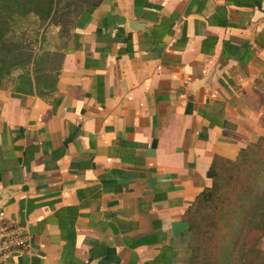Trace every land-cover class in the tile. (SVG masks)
Wrapping results in <instances>:
<instances>
[{
  "label": "crops",
  "instance_id": "obj_1",
  "mask_svg": "<svg viewBox=\"0 0 264 264\" xmlns=\"http://www.w3.org/2000/svg\"><path fill=\"white\" fill-rule=\"evenodd\" d=\"M75 32L47 98L0 88L8 264H188L214 156L264 132V0H102Z\"/></svg>",
  "mask_w": 264,
  "mask_h": 264
},
{
  "label": "trees",
  "instance_id": "obj_2",
  "mask_svg": "<svg viewBox=\"0 0 264 264\" xmlns=\"http://www.w3.org/2000/svg\"><path fill=\"white\" fill-rule=\"evenodd\" d=\"M101 1L0 0V88L51 95L75 29ZM207 176L184 213L188 264H264V132L235 159L214 156Z\"/></svg>",
  "mask_w": 264,
  "mask_h": 264
},
{
  "label": "built area",
  "instance_id": "obj_3",
  "mask_svg": "<svg viewBox=\"0 0 264 264\" xmlns=\"http://www.w3.org/2000/svg\"><path fill=\"white\" fill-rule=\"evenodd\" d=\"M30 233L25 223L9 220L0 209V264H8L28 249Z\"/></svg>",
  "mask_w": 264,
  "mask_h": 264
},
{
  "label": "rangeland",
  "instance_id": "obj_4",
  "mask_svg": "<svg viewBox=\"0 0 264 264\" xmlns=\"http://www.w3.org/2000/svg\"><path fill=\"white\" fill-rule=\"evenodd\" d=\"M52 29H55V26H53ZM26 44H27V47H29L31 49H33V48L36 49V44L34 42L32 43L31 41L27 40ZM260 246H262V245H260Z\"/></svg>",
  "mask_w": 264,
  "mask_h": 264
}]
</instances>
